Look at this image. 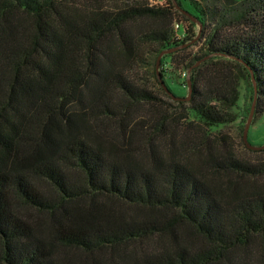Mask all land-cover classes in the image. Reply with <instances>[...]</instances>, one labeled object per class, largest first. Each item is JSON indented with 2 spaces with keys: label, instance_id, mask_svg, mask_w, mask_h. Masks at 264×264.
I'll return each mask as SVG.
<instances>
[{
  "label": "trees",
  "instance_id": "obj_1",
  "mask_svg": "<svg viewBox=\"0 0 264 264\" xmlns=\"http://www.w3.org/2000/svg\"><path fill=\"white\" fill-rule=\"evenodd\" d=\"M73 1L0 0V264H102L98 254L119 249L124 255L112 264H249L236 254L252 250L264 261V161L238 159L219 132L193 149L203 152L194 170L173 149L156 143L136 152L131 134L119 142L99 127L121 114L115 95L129 105L155 98L128 77L140 44L128 24L157 23L143 42L155 45L152 74L163 90L158 54L186 50L197 34H177L174 15L197 26L186 13L202 24L203 40L183 64L192 118L207 128L232 123L243 82L247 119L248 68L254 114L263 112L264 0H137L89 9L83 22L68 6ZM113 36L124 50L117 61L105 43ZM170 53L160 60L168 89L163 65ZM167 119L152 130L169 134L175 127ZM106 200L143 211L114 214ZM32 212L46 223L32 225L25 215ZM145 239L159 244L138 250ZM59 250L78 252L83 263L57 258Z\"/></svg>",
  "mask_w": 264,
  "mask_h": 264
},
{
  "label": "rangeland",
  "instance_id": "obj_2",
  "mask_svg": "<svg viewBox=\"0 0 264 264\" xmlns=\"http://www.w3.org/2000/svg\"><path fill=\"white\" fill-rule=\"evenodd\" d=\"M136 1L137 0H76L68 4V6L71 10H74L73 13L75 11L77 12L75 13L78 15L76 17L77 21L83 22L89 9L100 6L102 8L117 9L127 4H134ZM148 1L151 5L165 6L166 4L165 0ZM156 24L157 23L154 21L148 19H141L128 24L127 29L128 31L131 30V34L134 37L133 40L140 44H138L139 48L136 51L138 57L131 63L132 69L128 72L129 68L128 66L126 67L128 77L141 88L148 90L155 98L150 102L129 105L124 102V98L120 94L115 95L113 97V99H115L114 102L124 105L121 114L118 115L117 118L102 119L99 123V127L104 129L114 140H118L119 142L122 140L124 134L126 136L131 134L133 136L131 141L134 143V147H136V152L147 151L150 148V144L156 143L159 148L165 152L169 151V149H173L175 154H182L180 158L183 157L186 159L194 170H199L201 167L203 163V152L192 153L193 149L198 146V142H200L202 138H205V135L209 137V140H213L214 136L219 132L226 138V148L238 159L252 164L264 161V149H248L245 147L241 138L243 132L242 126L244 127L245 125V115L247 113V92L245 83H240L239 100L237 105L232 108V112L235 114L236 119L232 123L216 128L204 127L196 119L192 118L189 109L190 97L187 101L176 100L164 88L163 90L159 88V84H157L152 74L154 70L151 65L152 49L155 48V45L143 42V34L148 33ZM172 24L177 29V34L181 35L180 38H183V32H187L189 35L190 33L198 31V26H191L188 21L178 15H174ZM198 38L196 39L197 41L191 42L186 50L170 53L172 55L167 57L164 61L163 69L165 81L170 88L168 90L175 97L184 98L187 96L185 80L186 70L183 69V64L186 63L191 56L199 54V47L203 40H198ZM112 42H114V46ZM105 43L108 44V48L116 61V56H118L119 60L124 57V50L120 48L117 38L114 36L109 37ZM158 70L161 73V66H159ZM161 116H166V118H168L165 122L167 126H170V128L175 127L172 129L173 131L171 130L167 135L155 133L152 130V125ZM175 119L180 122L174 124L173 121H175ZM189 122L192 123L191 126L188 125ZM171 138H173L172 142L170 141ZM149 139H151L150 142ZM247 140L254 146L264 144V111L255 112L253 115L247 131ZM217 148L223 150L221 147ZM259 182L264 184V178H260ZM105 202L112 213L124 214L125 217L130 216L134 212L143 211L115 201L106 200ZM144 213H146V211H144ZM25 215H27V219L32 225L41 226L47 221L44 215L33 212L25 213ZM158 244L159 243L155 239H145L138 242L137 247L138 250L141 249L143 252H148L154 249ZM55 255L60 259L67 258L68 260L79 261L80 263H83V261L80 260H84V257L74 250H71V252L59 250ZM123 255V249H119L101 252L97 257L99 260L101 259L103 261L102 264H112L113 260H119ZM240 258L247 261L249 264H264L263 259L255 250L248 251L246 254L237 253L236 261Z\"/></svg>",
  "mask_w": 264,
  "mask_h": 264
},
{
  "label": "water",
  "instance_id": "obj_3",
  "mask_svg": "<svg viewBox=\"0 0 264 264\" xmlns=\"http://www.w3.org/2000/svg\"><path fill=\"white\" fill-rule=\"evenodd\" d=\"M178 8V7H177ZM185 12V11H184ZM187 16L190 18L191 21L195 22L198 26V31H197V34L195 36V39L192 40L195 41L199 35H200V32H201V28H202V24L200 22H198L192 15H190L189 13H186ZM186 46V44H183L179 47H184ZM177 48H170V49H165V50H162L157 58H156V63H155V72H156V76L161 84V86L176 100H181V101H187L189 100V97L191 95V80H190V69L187 70V73L185 75V80H186V86H187V96L184 97V98H180V97H175L173 96L170 91L168 90V88L166 87L165 83L163 82L161 76H160V72L158 70L159 66H160V60H161V57L164 55V54H167V53H170L174 50H176ZM199 62H197V64H199ZM196 64V65H197ZM249 72H250V77H251V83H252V88H253V97H252V102H251V105H250V109H249V113H248V117L246 119V122H245V125L243 127V132H242V140L246 146V148L248 149H251V150H261V149H264V144L263 145H259V146H254V145H251L248 140H247V131H248V127L250 125V122L253 118V114H254V110H255V104H256V84H255V81H254V78H253V75L251 73V70L250 68H248Z\"/></svg>",
  "mask_w": 264,
  "mask_h": 264
}]
</instances>
